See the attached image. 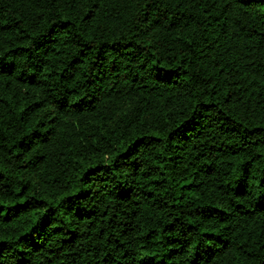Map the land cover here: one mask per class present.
I'll list each match as a JSON object with an SVG mask.
<instances>
[{
    "label": "trees",
    "instance_id": "trees-1",
    "mask_svg": "<svg viewBox=\"0 0 264 264\" xmlns=\"http://www.w3.org/2000/svg\"><path fill=\"white\" fill-rule=\"evenodd\" d=\"M0 264H264V0H0Z\"/></svg>",
    "mask_w": 264,
    "mask_h": 264
}]
</instances>
